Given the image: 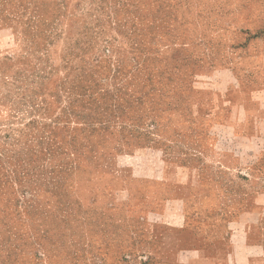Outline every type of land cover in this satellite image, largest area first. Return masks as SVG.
<instances>
[{"label": "rangeland", "instance_id": "374dc122", "mask_svg": "<svg viewBox=\"0 0 264 264\" xmlns=\"http://www.w3.org/2000/svg\"><path fill=\"white\" fill-rule=\"evenodd\" d=\"M260 88L264 0H0V264L218 258L219 184L250 181L217 179L207 131ZM164 163L206 178L158 182Z\"/></svg>", "mask_w": 264, "mask_h": 264}, {"label": "crops", "instance_id": "0c3cea01", "mask_svg": "<svg viewBox=\"0 0 264 264\" xmlns=\"http://www.w3.org/2000/svg\"><path fill=\"white\" fill-rule=\"evenodd\" d=\"M250 102L253 105L252 107H249L244 100L237 101L232 105L235 113L239 117H243L239 125L233 127L226 124H216L212 129L208 128V131L206 130L208 133L212 130L216 136L213 140V148L219 157L218 163L220 165L217 179L226 181V171H223L222 168L234 169L233 173L230 172L234 180L250 181V186L241 188L236 183L234 184L235 188L232 186L226 188V182L219 184V227L228 229V237L224 239L225 246L220 249L218 258L203 254V257H199L200 259H193L192 264H200L199 262L201 264H264V189L260 190L255 183L258 179H264V172L260 175L257 169L259 165L264 164V155H261V152L256 154L257 150L264 151V88L252 91ZM226 104L227 102H225ZM248 125L251 126L250 133L245 130V126ZM228 129L234 132L236 143L234 147H231L235 149L233 152L235 162L231 166L227 164L226 159H223L224 152L228 147L224 143L226 137L221 135L223 132L226 133ZM217 132L218 135H216ZM224 147L226 149L223 152ZM238 164L246 165V168L244 169ZM168 169V164L166 166V163H164V170L162 169L160 172L158 182L172 181L176 183L187 180L189 187L197 189L202 179L206 178L201 176L197 168L188 171L187 178L182 176L183 171L174 173ZM189 198L181 195L174 198V213L178 217L181 215L185 217L186 200ZM168 205L170 204H167V209ZM227 212L231 213L228 222L223 220ZM183 223L184 221L178 218V221L168 224L180 227ZM195 254H197V257L200 256L199 252Z\"/></svg>", "mask_w": 264, "mask_h": 264}]
</instances>
